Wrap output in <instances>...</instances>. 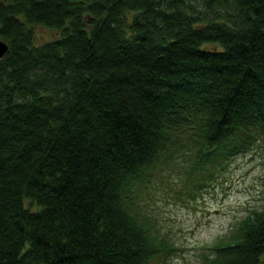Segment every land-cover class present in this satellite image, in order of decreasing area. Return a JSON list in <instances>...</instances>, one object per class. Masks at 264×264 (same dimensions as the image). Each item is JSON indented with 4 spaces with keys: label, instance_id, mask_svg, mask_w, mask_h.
I'll list each match as a JSON object with an SVG mask.
<instances>
[{
    "label": "trees",
    "instance_id": "trees-1",
    "mask_svg": "<svg viewBox=\"0 0 264 264\" xmlns=\"http://www.w3.org/2000/svg\"><path fill=\"white\" fill-rule=\"evenodd\" d=\"M0 39V264H166L155 171L264 141V0H0ZM262 193L199 264H264Z\"/></svg>",
    "mask_w": 264,
    "mask_h": 264
},
{
    "label": "rangeland",
    "instance_id": "rangeland-1",
    "mask_svg": "<svg viewBox=\"0 0 264 264\" xmlns=\"http://www.w3.org/2000/svg\"><path fill=\"white\" fill-rule=\"evenodd\" d=\"M36 39L56 33L37 25ZM185 167V164H184ZM182 162L162 166L139 195L142 208L151 213L160 234L178 248L166 264H199L205 245L229 235L237 221L260 208L264 187V141L233 157L222 173L202 190L189 196L191 184L183 182Z\"/></svg>",
    "mask_w": 264,
    "mask_h": 264
},
{
    "label": "water",
    "instance_id": "water-1",
    "mask_svg": "<svg viewBox=\"0 0 264 264\" xmlns=\"http://www.w3.org/2000/svg\"><path fill=\"white\" fill-rule=\"evenodd\" d=\"M7 50V44L0 39V57L5 53Z\"/></svg>",
    "mask_w": 264,
    "mask_h": 264
}]
</instances>
